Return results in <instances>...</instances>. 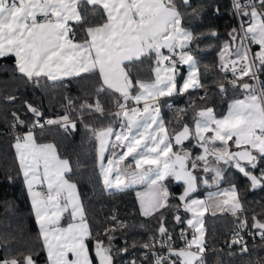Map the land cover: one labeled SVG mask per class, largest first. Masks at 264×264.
<instances>
[{
    "label": "snow or ice",
    "instance_id": "snow-or-ice-1",
    "mask_svg": "<svg viewBox=\"0 0 264 264\" xmlns=\"http://www.w3.org/2000/svg\"><path fill=\"white\" fill-rule=\"evenodd\" d=\"M180 5L190 8L191 0H0V57L13 55L21 78L37 86L76 79L91 87L78 105L74 99L79 98L64 96V114L54 118L27 102L31 122L11 113L12 129L27 128L14 137L13 147L49 264H94L89 240L94 241L95 264H115L116 256L136 247L135 241H125L113 250V234L128 227L115 215L109 218L113 223L94 235L77 184L68 178L73 171L69 159L61 158L55 143L37 141V129L42 134L46 126H59L74 132L78 122L95 142L94 163L104 189L112 194L144 186L145 191L136 192L140 212L156 217L158 226L141 245L142 254L125 264H206L204 216L209 210L234 217L235 230L225 243L239 247L247 257L243 264H264V256L249 252L243 236L250 231L264 241V213L253 214L249 223L237 185L221 187L235 169L252 190L264 188V80L259 79L264 73V0H233L243 31L233 28L222 44L218 70L224 80L215 83L222 98L229 88L239 90L241 97L231 100L222 116L211 106L197 108L193 100L184 108L170 102L206 89L193 51L199 47L193 42L203 34L184 27ZM251 45L258 51L252 52ZM145 60L152 61L151 78L133 79L129 69ZM182 66H187L186 75ZM16 99L5 97L6 102ZM102 99L115 110L106 109ZM198 99L206 103L209 92ZM162 107L173 112L178 130H169ZM189 108L195 109L191 127L184 121ZM185 142H193L200 152L194 154ZM168 182L180 184L179 195L169 191ZM201 185L217 190L199 199L195 193ZM181 210L191 215L182 217ZM169 211L176 225L185 226L178 237L166 226ZM36 254L19 253L0 264H36Z\"/></svg>",
    "mask_w": 264,
    "mask_h": 264
},
{
    "label": "trees",
    "instance_id": "trees-1",
    "mask_svg": "<svg viewBox=\"0 0 264 264\" xmlns=\"http://www.w3.org/2000/svg\"><path fill=\"white\" fill-rule=\"evenodd\" d=\"M177 2L179 4V0ZM180 8L184 14V27L198 36L203 34L201 40L193 42L194 45L199 44L198 48L193 47V51L200 62L206 89L192 92L190 95L169 98L170 102L176 107L184 108L188 107L189 100H193L196 102L197 108L211 106L217 116H222L227 112L230 101L241 97L239 90L229 88L227 97L222 98L216 90L215 83L224 80L223 74L217 68L218 53L222 44L229 40L228 34L231 30L238 29L233 0H191L190 8H185L182 5ZM193 9H199V14L193 15ZM212 31H215L217 35H209ZM81 35L82 33L78 34L77 39ZM256 49L258 48H254V51ZM205 65L208 66L207 72L204 69ZM152 66L151 60H145L129 70L133 74V79L138 75L140 79L147 80L152 76ZM181 71L184 75V66ZM84 91H91L90 85L76 79H65L63 83L58 84L42 81L40 86L34 85L21 78L20 74L16 72L13 56L0 57V260L5 257L18 256L19 253L27 254L30 251H35L38 252L34 255L36 264H45L47 261L45 250L40 247L39 228L23 178L19 174L13 147L15 133L26 132L27 128L12 129L10 127L11 113L16 112L21 119L31 122L32 113L28 112L25 106V102H27L39 108L44 113V117L54 118L64 114L61 110V105L66 103L64 96L79 98L74 99L78 105L84 99ZM205 91L209 92V99L206 103L198 99ZM7 96H15L17 99L6 102L5 97ZM102 103L109 111L115 110L110 101L102 99ZM161 111L169 130L171 131L173 128L178 130L179 126L174 123L173 112L167 107H162ZM194 111L195 109L189 108L184 117V121L190 127L193 125L191 117ZM73 118H75V114H73ZM85 119L90 123L93 122L90 117H85ZM36 135L39 143H55L60 156L69 159L73 171L68 178L77 184L80 199L94 235L102 233L106 226L113 223L109 218L115 215L118 220L126 222L128 227L113 234V250L124 247L125 241L129 245L135 241L136 246L141 247L157 228L156 217H144L141 214L135 192L137 188L112 194L104 189L94 163L95 142L89 141L83 126L78 122L77 129L68 133H65L59 126H49L42 130V134L41 130L37 129ZM192 143L185 142V147L190 148L194 154H198L200 149L193 148ZM232 183H235L239 189L240 199L245 209L244 214L251 223L253 214L264 213V188L252 190L249 187V182L235 169L229 170L221 187L229 186ZM168 187L174 195H179L182 191L180 184L168 182ZM204 191L205 188H201L195 195L203 194ZM170 203H178V201L170 200ZM166 216V226L178 237L179 229L185 226L175 224L171 211L167 212ZM181 216L183 217L185 214H181ZM204 221L206 244L212 249L207 254V264H243L247 257L239 254V247L229 248L225 243L235 230L234 217L228 212H218L216 215L206 213ZM243 234L244 237L247 236V231ZM96 238L104 240L105 244L108 243L107 237L103 235H98ZM245 241L250 253L264 256V241L249 237ZM88 246L95 264L94 241L89 240ZM120 256H116L115 260Z\"/></svg>",
    "mask_w": 264,
    "mask_h": 264
},
{
    "label": "built area",
    "instance_id": "built-area-1",
    "mask_svg": "<svg viewBox=\"0 0 264 264\" xmlns=\"http://www.w3.org/2000/svg\"><path fill=\"white\" fill-rule=\"evenodd\" d=\"M240 19H241V17H239L238 14H237L238 30L241 31V33H242L243 30L240 29V27H239ZM245 44L248 45L249 42L248 41H245ZM254 47H256V45H251L252 52H254L253 51L254 50L253 49ZM217 68H219V62L217 64ZM229 78H231L230 77V74H229ZM259 79L260 80H264V73L259 74ZM245 80L247 82H249V83H252V84H256L257 83L256 81L248 80L247 77H245ZM46 127H49V126H46ZM23 133H25V132H22V131L16 132L15 133V136L16 135H19V134H23ZM233 232L230 234L229 239H230L231 235L233 234ZM246 235L247 236L244 237L245 240L247 239V237L252 238V239H259V240H261L258 235L254 236V235L251 234L250 231H247V234ZM243 236H244V234H243ZM189 239H190V236H189ZM176 244H177V247H182L183 246V241L177 239L176 240ZM207 249L208 250H207V252L205 254L206 264H207V254L212 251L211 247L208 244H207ZM142 252H143L142 247H140V246L137 245L136 247H134L132 249H129V251H128V253L126 255H121L119 258H117V260H115V264H125V262L128 261V260H130V259H136V258H138L142 254Z\"/></svg>",
    "mask_w": 264,
    "mask_h": 264
},
{
    "label": "crops",
    "instance_id": "crops-1",
    "mask_svg": "<svg viewBox=\"0 0 264 264\" xmlns=\"http://www.w3.org/2000/svg\"><path fill=\"white\" fill-rule=\"evenodd\" d=\"M257 48H258V46H256ZM256 47H254V48H256ZM253 48V49H254ZM254 51V50H253ZM255 51H258V49H256ZM254 51V52H255ZM9 56H13V55H9ZM14 57V56H13ZM15 58V57H14ZM184 68L186 69V67L184 66ZM184 74H185V71H184ZM226 114V113H225ZM45 143H48V142H45ZM217 143H219V142H217ZM229 145L231 146V141L229 142ZM231 150H233V151H235V149L234 148H232ZM62 158V157H61ZM211 159V158H210ZM202 175V174H201ZM73 182V181H72ZM139 187H142V189L143 190H146L145 189V187L144 186H138L137 188H139ZM227 187H229V186H223L222 188H227ZM203 188V187H202ZM201 189V188H200ZM217 189H215V190H212V191H216ZM207 193L208 192H205L204 191V193L203 194H198V195H195V197H199V198H201V199H204L205 197H206V195H207ZM138 200V199H137ZM30 202H31V199H30ZM139 203V202H138ZM31 206H32V204H31ZM33 210V209H32ZM207 213H210L211 214V210H209V212H207ZM34 214V213H33ZM35 217V216H34ZM35 220H36V218H35ZM66 221V222H65ZM61 223H62V225L63 226H66V224L68 223V219H67V216L65 217V219L64 220H62L61 221ZM37 226H38V224H37ZM39 228V227H38ZM189 236H190V238H191V233L189 232ZM45 253H46V251H45ZM47 256V255H46ZM47 258V257H46ZM45 264H49V261H48V258H47V261H46V263Z\"/></svg>",
    "mask_w": 264,
    "mask_h": 264
},
{
    "label": "rangeland",
    "instance_id": "rangeland-1",
    "mask_svg": "<svg viewBox=\"0 0 264 264\" xmlns=\"http://www.w3.org/2000/svg\"><path fill=\"white\" fill-rule=\"evenodd\" d=\"M185 67H186V69H185V74L184 75L187 74V66H185ZM201 174L203 175V173H201ZM200 187H203V186L201 185ZM137 191H145V190H143L142 187H139V188H137L135 190V192H137ZM209 191H212V190H208L207 188H205V192H209ZM196 198H199V197H196ZM199 199H201V198H199ZM180 214H182V215L185 214V216H190L191 215L190 213L183 212V210H181Z\"/></svg>",
    "mask_w": 264,
    "mask_h": 264
},
{
    "label": "flooded vegetation",
    "instance_id": "flooded-vegetation-1",
    "mask_svg": "<svg viewBox=\"0 0 264 264\" xmlns=\"http://www.w3.org/2000/svg\"><path fill=\"white\" fill-rule=\"evenodd\" d=\"M200 188H202V187H200ZM204 188V187H203Z\"/></svg>",
    "mask_w": 264,
    "mask_h": 264
},
{
    "label": "water",
    "instance_id": "water-1",
    "mask_svg": "<svg viewBox=\"0 0 264 264\" xmlns=\"http://www.w3.org/2000/svg\"><path fill=\"white\" fill-rule=\"evenodd\" d=\"M176 184H179V183H176Z\"/></svg>",
    "mask_w": 264,
    "mask_h": 264
}]
</instances>
